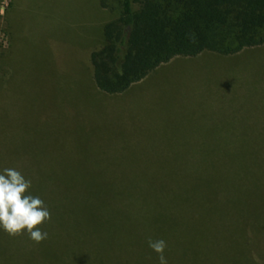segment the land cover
Masks as SVG:
<instances>
[{
    "label": "rangeland",
    "instance_id": "1",
    "mask_svg": "<svg viewBox=\"0 0 264 264\" xmlns=\"http://www.w3.org/2000/svg\"><path fill=\"white\" fill-rule=\"evenodd\" d=\"M121 3L0 0V172L15 168L31 180L28 194L51 214L40 226L48 237L61 229L71 177L139 191L153 178L172 188L190 174L264 165V45L172 60L110 94L95 83L90 53ZM239 144L251 154L263 144L259 161L239 156ZM257 185L264 191V177ZM86 212L90 227L97 216ZM48 237L36 243L26 230L11 236L0 227V253L20 259L12 264H43Z\"/></svg>",
    "mask_w": 264,
    "mask_h": 264
},
{
    "label": "trees",
    "instance_id": "2",
    "mask_svg": "<svg viewBox=\"0 0 264 264\" xmlns=\"http://www.w3.org/2000/svg\"><path fill=\"white\" fill-rule=\"evenodd\" d=\"M121 4L120 17L104 25L103 45L90 53L95 83L110 94L177 56L232 55L264 45V0ZM241 147L239 156L259 161L263 144L252 154ZM262 169L256 163L249 172L190 174L172 188L153 178L139 191L102 176L71 177L63 186L61 229L52 226L43 264H158L149 237L166 241L168 264H264ZM87 210L97 216L90 227L84 226ZM16 260L0 253V264Z\"/></svg>",
    "mask_w": 264,
    "mask_h": 264
},
{
    "label": "clouds",
    "instance_id": "3",
    "mask_svg": "<svg viewBox=\"0 0 264 264\" xmlns=\"http://www.w3.org/2000/svg\"><path fill=\"white\" fill-rule=\"evenodd\" d=\"M31 186V180L15 168L0 172V227L11 236L22 235L26 230L30 239L40 243L48 237L40 226L50 221L51 214L39 196L28 194ZM148 246L157 253L158 264H168L165 240L149 237Z\"/></svg>",
    "mask_w": 264,
    "mask_h": 264
},
{
    "label": "crops",
    "instance_id": "4",
    "mask_svg": "<svg viewBox=\"0 0 264 264\" xmlns=\"http://www.w3.org/2000/svg\"><path fill=\"white\" fill-rule=\"evenodd\" d=\"M256 47H259V46H256ZM250 48H255V47H250ZM250 48H245V49H250ZM244 49V50H245ZM244 50H242L241 52H239V53H242ZM211 52V51H210ZM203 53V52H202ZM202 53L201 54H199V55H196V56H201L202 55ZM239 53H237V54H239ZM187 58V57H193V56H177V57H175V58H173L172 60H176V59H179V58ZM84 58V57H83ZM83 58H81V59H79V60H84ZM172 60H170V61H172ZM93 74H94V72H93Z\"/></svg>",
    "mask_w": 264,
    "mask_h": 264
}]
</instances>
